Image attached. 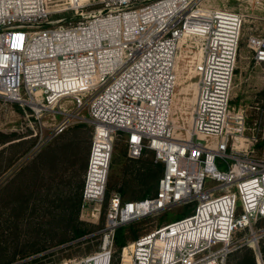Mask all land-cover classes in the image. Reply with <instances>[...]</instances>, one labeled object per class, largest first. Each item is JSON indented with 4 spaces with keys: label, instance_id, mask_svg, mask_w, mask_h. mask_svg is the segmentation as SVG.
<instances>
[{
    "label": "built area",
    "instance_id": "obj_1",
    "mask_svg": "<svg viewBox=\"0 0 264 264\" xmlns=\"http://www.w3.org/2000/svg\"><path fill=\"white\" fill-rule=\"evenodd\" d=\"M47 1L0 0V98L31 116L61 114L54 136L76 118L93 125L82 210L93 203L96 217L119 135L131 159L150 150L163 165L153 195L110 196L101 250L75 264H111L118 227L191 202L190 214L126 245L123 264H227L240 230L247 234L239 247L252 246L264 219V157L230 150L246 129L244 110L232 107L245 15L219 7L199 18L195 13L205 8L197 0H103L53 24L45 22ZM193 36L201 39L202 54L193 64L196 95L183 136L172 108L179 44ZM247 45L252 60L264 64V32L251 34ZM69 99L72 110L62 108Z\"/></svg>",
    "mask_w": 264,
    "mask_h": 264
},
{
    "label": "rangeland",
    "instance_id": "obj_2",
    "mask_svg": "<svg viewBox=\"0 0 264 264\" xmlns=\"http://www.w3.org/2000/svg\"><path fill=\"white\" fill-rule=\"evenodd\" d=\"M205 9L226 7L242 12L245 24L239 47L232 92V107L245 113L242 143L231 151L264 157V64H256L247 45L251 34L264 32V0H197ZM45 22L59 23L70 17L76 7L92 10L103 0H48ZM201 42L186 37L178 52L177 83L172 121L179 135L187 136L192 122L197 77L193 64L198 60ZM180 83V84H179ZM181 90V92H180ZM72 110L73 103L62 102ZM83 116H88L83 112ZM49 114L31 116L20 105L0 98V264H75L81 258L101 250L107 222V202L114 192L124 200L153 195L161 172L154 153L145 151L139 158L127 154L126 138H116L108 178L105 202L100 214L92 215V203L82 210L83 161L91 149L93 125L74 119L61 134L54 136L53 126L62 119ZM87 169V168H86ZM196 202L176 205L162 212L127 224L123 228L124 245L115 239L111 264H123L128 258L123 248L141 235L190 214ZM259 240L240 246L247 230L236 232L227 264H257L258 252L264 262V219L256 226ZM115 236V234H114ZM260 257V256H259Z\"/></svg>",
    "mask_w": 264,
    "mask_h": 264
},
{
    "label": "bare ground",
    "instance_id": "obj_3",
    "mask_svg": "<svg viewBox=\"0 0 264 264\" xmlns=\"http://www.w3.org/2000/svg\"><path fill=\"white\" fill-rule=\"evenodd\" d=\"M48 12L50 13L51 11L48 9ZM196 14V17H199V18H203V19H207L208 18V11L206 10V9H200V11L199 12H197V13H195ZM192 38H194V39H198V40H200V42H201V39L200 38H198V37H192ZM186 39V37L185 38H183L182 40H181V42H180V44H179V46H181V43L183 42V40H185ZM201 54H202V48L200 49V51L198 52V60H199V58L201 57ZM179 73H177V83H178V81H179ZM180 84V83H179ZM177 85V84H176ZM178 86V85H177ZM194 89H196V83H195V86H194ZM196 91V90H195ZM180 92H181V90H180ZM195 95H196V93H195ZM174 100H175V97H174ZM259 237L258 236H255V237H253L252 239H251V241H250V243L251 244H253V243H255V242H257V239H258ZM107 256H106V253H103L102 255H101V258L102 259H104V258H106Z\"/></svg>",
    "mask_w": 264,
    "mask_h": 264
},
{
    "label": "trees",
    "instance_id": "obj_4",
    "mask_svg": "<svg viewBox=\"0 0 264 264\" xmlns=\"http://www.w3.org/2000/svg\"><path fill=\"white\" fill-rule=\"evenodd\" d=\"M163 166V165H162ZM163 172V167L161 168L160 165H159V170H158V173ZM125 225L123 226H120L118 227L116 230H115V236H114V239L120 244V245H124V239H123V228H124ZM126 250V249H125ZM247 264H254V262H252L251 260L247 262Z\"/></svg>",
    "mask_w": 264,
    "mask_h": 264
},
{
    "label": "crops",
    "instance_id": "obj_5",
    "mask_svg": "<svg viewBox=\"0 0 264 264\" xmlns=\"http://www.w3.org/2000/svg\"><path fill=\"white\" fill-rule=\"evenodd\" d=\"M89 154H90V146L89 148H86L85 150V155H84V161H83V178L85 176V172H86V168H87V165H88V159H89ZM84 183V181H83Z\"/></svg>",
    "mask_w": 264,
    "mask_h": 264
}]
</instances>
